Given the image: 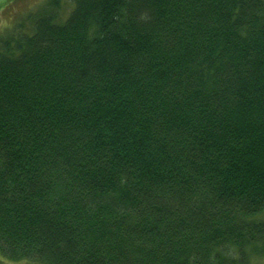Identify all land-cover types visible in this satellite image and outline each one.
I'll use <instances>...</instances> for the list:
<instances>
[{
  "label": "trees",
  "instance_id": "1",
  "mask_svg": "<svg viewBox=\"0 0 264 264\" xmlns=\"http://www.w3.org/2000/svg\"><path fill=\"white\" fill-rule=\"evenodd\" d=\"M263 211L264 0H43L0 33L1 257L248 264Z\"/></svg>",
  "mask_w": 264,
  "mask_h": 264
},
{
  "label": "rangeland",
  "instance_id": "2",
  "mask_svg": "<svg viewBox=\"0 0 264 264\" xmlns=\"http://www.w3.org/2000/svg\"><path fill=\"white\" fill-rule=\"evenodd\" d=\"M42 3L43 0H0V33L11 30L18 21L23 20L30 11L36 10ZM68 8L69 4L67 3L62 12H67ZM255 217L264 219V211ZM0 264H36V262L30 260L12 261L0 256ZM248 264H264V254L250 256Z\"/></svg>",
  "mask_w": 264,
  "mask_h": 264
}]
</instances>
